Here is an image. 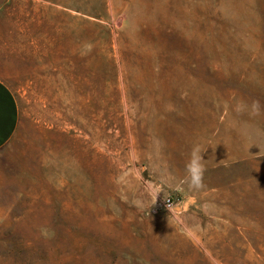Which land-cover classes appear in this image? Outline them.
I'll list each match as a JSON object with an SVG mask.
<instances>
[{"label": "rangeland", "instance_id": "rangeland-1", "mask_svg": "<svg viewBox=\"0 0 264 264\" xmlns=\"http://www.w3.org/2000/svg\"><path fill=\"white\" fill-rule=\"evenodd\" d=\"M0 78V264H264V0H3Z\"/></svg>", "mask_w": 264, "mask_h": 264}, {"label": "crops", "instance_id": "crops-1", "mask_svg": "<svg viewBox=\"0 0 264 264\" xmlns=\"http://www.w3.org/2000/svg\"><path fill=\"white\" fill-rule=\"evenodd\" d=\"M3 0H0V6ZM19 121L17 98L8 84L0 78V147L15 133Z\"/></svg>", "mask_w": 264, "mask_h": 264}, {"label": "clouds", "instance_id": "clouds-1", "mask_svg": "<svg viewBox=\"0 0 264 264\" xmlns=\"http://www.w3.org/2000/svg\"><path fill=\"white\" fill-rule=\"evenodd\" d=\"M254 114H259V101H253ZM202 151L199 147H194L189 161L186 164L187 175L184 178V182L188 185V188L193 191H199L204 187V173L206 171ZM156 193H154V196ZM169 207H171L169 205Z\"/></svg>", "mask_w": 264, "mask_h": 264}, {"label": "built area", "instance_id": "built-area-1", "mask_svg": "<svg viewBox=\"0 0 264 264\" xmlns=\"http://www.w3.org/2000/svg\"><path fill=\"white\" fill-rule=\"evenodd\" d=\"M162 203L165 207H169V205L172 207L174 205L173 199L171 197L163 199Z\"/></svg>", "mask_w": 264, "mask_h": 264}]
</instances>
